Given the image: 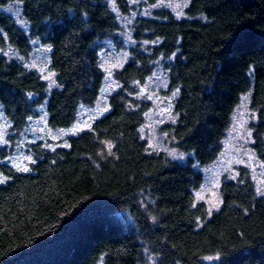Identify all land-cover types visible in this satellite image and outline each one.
I'll return each instance as SVG.
<instances>
[{
  "label": "trees",
  "instance_id": "trees-1",
  "mask_svg": "<svg viewBox=\"0 0 264 264\" xmlns=\"http://www.w3.org/2000/svg\"><path fill=\"white\" fill-rule=\"evenodd\" d=\"M133 20L118 90L90 130L54 150L36 146L29 172L2 168L0 264H264V196L250 172L223 178L221 206L196 203L237 108L256 114L253 145L264 167V0H188L185 18L154 9ZM18 3L26 33L5 9ZM128 0H0V106L21 128L45 104L53 129L69 128L104 84L99 51L120 30ZM30 40L50 49L55 86L3 54H26ZM161 62L176 95L164 127L184 163L151 153L140 137L145 102L137 97Z\"/></svg>",
  "mask_w": 264,
  "mask_h": 264
},
{
  "label": "rangeland",
  "instance_id": "rangeland-1",
  "mask_svg": "<svg viewBox=\"0 0 264 264\" xmlns=\"http://www.w3.org/2000/svg\"><path fill=\"white\" fill-rule=\"evenodd\" d=\"M133 8L131 16L122 15L116 10L120 30L114 39L105 40L99 51L100 66L105 74L104 84L99 97L92 107H82L74 124L69 128L53 129L47 123L45 104L35 108L31 117L21 128H16L5 117L0 106V183L4 176V166L18 172H29L35 162L37 145L54 150L67 146V139L80 132L91 129L93 122L109 110V97L119 88L114 72L120 69L129 58V49L135 45L133 40V20L140 14L148 17L152 8L140 7L142 0H128ZM188 0H161L154 9L166 8L177 17L185 18ZM161 6V7H159ZM5 11L27 33L29 25L24 20L18 3L8 5ZM3 54L21 63L26 69L37 72L46 83L48 90L55 86V75L50 69V49L37 40H30V48L24 55L13 48H7ZM137 97L146 103L148 109L144 122L139 129L140 137L151 153H165L171 159L184 163L189 155L177 151L173 140L164 132V127L175 119L174 100L176 95L168 90V77L163 64L158 62L147 79L137 85ZM256 114L248 102L243 101L237 108L223 144L219 157L212 163L196 168L202 174L204 182L195 192L196 203L204 204L211 214L221 206L220 186L223 178L235 179L239 168L247 169L256 189L264 196V167L256 158L253 145V125ZM208 264L214 259L208 258ZM150 264V263H149Z\"/></svg>",
  "mask_w": 264,
  "mask_h": 264
}]
</instances>
